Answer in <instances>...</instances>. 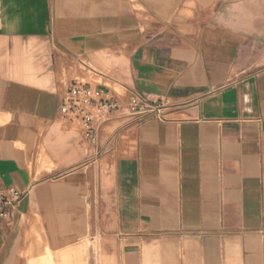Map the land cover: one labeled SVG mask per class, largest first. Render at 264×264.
<instances>
[{
  "label": "crops",
  "instance_id": "0c3cea01",
  "mask_svg": "<svg viewBox=\"0 0 264 264\" xmlns=\"http://www.w3.org/2000/svg\"><path fill=\"white\" fill-rule=\"evenodd\" d=\"M73 82L159 103L87 135ZM0 264H264V0H0Z\"/></svg>",
  "mask_w": 264,
  "mask_h": 264
},
{
  "label": "built area",
  "instance_id": "2783aa9c",
  "mask_svg": "<svg viewBox=\"0 0 264 264\" xmlns=\"http://www.w3.org/2000/svg\"><path fill=\"white\" fill-rule=\"evenodd\" d=\"M122 108L136 121L150 116L163 118L159 103L131 93L126 104L122 105L110 91L82 82H73L67 88L61 98L59 112L65 118L79 121L89 135L92 125L107 121ZM21 197L22 193L13 188L0 190V219L10 218Z\"/></svg>",
  "mask_w": 264,
  "mask_h": 264
}]
</instances>
